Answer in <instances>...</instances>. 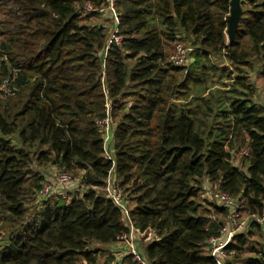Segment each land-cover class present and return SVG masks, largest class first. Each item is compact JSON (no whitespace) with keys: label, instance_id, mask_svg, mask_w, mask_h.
Here are the masks:
<instances>
[{"label":"trees","instance_id":"1","mask_svg":"<svg viewBox=\"0 0 264 264\" xmlns=\"http://www.w3.org/2000/svg\"><path fill=\"white\" fill-rule=\"evenodd\" d=\"M85 2L107 5L0 0V264H96L103 254L93 246L128 232L104 191L109 175L134 229L157 235L140 244L148 264H218L203 243L219 236L228 210L202 198L204 182L246 217L264 207V106L250 82L256 70L264 77V0L241 1L230 43V0H115L116 23L84 15ZM112 27L121 41L107 48ZM177 46L183 65L171 61ZM44 166L77 188L44 194ZM248 227L221 264H264V226ZM253 230L262 241L251 245Z\"/></svg>","mask_w":264,"mask_h":264},{"label":"built area","instance_id":"2","mask_svg":"<svg viewBox=\"0 0 264 264\" xmlns=\"http://www.w3.org/2000/svg\"><path fill=\"white\" fill-rule=\"evenodd\" d=\"M115 0H107V5L105 8H93L89 2H85L83 4V13L87 15L89 13H99L104 14L107 18H111L114 23H116V15L114 12ZM116 26V25H115ZM121 37L117 35V29L112 27V35L111 39L108 40L107 48L109 45L114 42L115 44L120 43ZM179 54L178 56H176ZM185 58V51L182 47L177 46L176 52L173 57H171V61L176 64L178 63V58ZM109 119L106 118L103 121L99 122L100 126L104 128V156L106 154V144L111 139V131L108 125ZM247 151H243L241 156H246ZM108 160L113 163V158L105 156ZM59 179L61 182H67L68 176L65 173L59 172ZM119 180L116 177L109 175L105 182V193L109 197V199L113 202V204L121 211L123 221L125 226L128 228V232L119 237L115 247V251L113 250L114 260L109 264H119L121 257L124 255L130 256L132 261L136 264H148L146 260L142 257L140 253V242L146 241L151 242L157 240V235L154 231H147L140 233L137 229H134L132 220L129 214V209L121 195V191L119 187ZM202 197L207 201L215 203L216 205L228 210V225L220 231L218 237H212L206 240L203 244L206 248L207 253L214 258L218 264H221V261L226 258L225 248L230 243L231 239L234 235L240 233L241 230L248 227L250 223H256L259 226H264V207L260 213V215L247 217V219H242L240 216V211L238 208V202L236 199L228 195L227 193L221 192L217 190L215 187H212L208 182L205 183L202 187ZM118 245V246H117ZM123 247H119V246ZM120 260H119V259Z\"/></svg>","mask_w":264,"mask_h":264},{"label":"rangeland","instance_id":"3","mask_svg":"<svg viewBox=\"0 0 264 264\" xmlns=\"http://www.w3.org/2000/svg\"><path fill=\"white\" fill-rule=\"evenodd\" d=\"M241 11H242V9H241ZM93 21H98L99 23L101 22V20H98L97 18L94 19ZM111 35H112V29L109 32L108 40L111 39ZM178 55L179 54H177L176 56H178ZM184 62H185V60L183 58H181V57L178 58V63H180V65H183ZM0 66H1V61H0ZM263 72H264V70H263ZM250 82L252 83V85H253V87L255 89L254 101L257 104H260V105L264 106V77H262L259 74V70H256L255 72H252L250 74ZM181 101H182V99L177 101L176 104L179 105L180 103H182ZM108 125H109V128H110V121H108ZM244 137L245 136H243V135H241V136L239 135L237 138H235V149L237 150L236 152L238 154L236 155V158H235L234 162L238 166L241 165V161H242L241 152L244 151V149H245V147H244ZM108 141L109 142H107V144H106V154H105V156L112 157V154H113L112 153L113 152L112 140L109 139ZM40 170L46 175V180H45V182L43 184V193L44 194L51 193L53 195H58V194L65 195L69 191H72L73 189L77 188V183L74 182L76 180H72L71 179V175H70V177L67 175L68 178H70V181L68 179L67 182H61L60 179L58 178L59 177L58 173L60 171L57 172L56 169L51 168L50 166H44V167L40 168ZM111 176H112V179H113V177H115L114 175H111ZM74 179H76V178H74ZM205 183H207V182H204L203 185H205ZM203 185H202V187H203ZM105 188H107V186L104 187V191H105ZM118 189H120L121 195L123 196L124 195L123 189L122 188H118ZM212 204H214V203H212ZM240 216H241L242 219H247L246 215H244L243 213H240ZM217 218L224 223L225 227L228 225V214L227 213H226V216H219L218 215ZM248 228L249 227L246 226V228L241 230L240 233L248 232V230H249ZM251 233H252L251 236L248 238V242L251 245L260 243L262 241V237L260 236V234L257 231L253 230V231H251ZM142 242H144V241H141L140 243H142ZM144 243H147V242L145 241ZM93 247L94 248H99L102 251V254H103V256H99V260H98V262L96 264H105V261H106L107 257L108 256L112 257V255H113L112 251L113 250L115 251V247L114 246L108 247V246L94 245ZM119 247H123V246L121 245ZM247 256H248L247 253L241 254L242 258L247 257ZM81 264H84V263H81Z\"/></svg>","mask_w":264,"mask_h":264},{"label":"water","instance_id":"4","mask_svg":"<svg viewBox=\"0 0 264 264\" xmlns=\"http://www.w3.org/2000/svg\"><path fill=\"white\" fill-rule=\"evenodd\" d=\"M241 1L242 0H230L229 2V16H228V26L226 31L227 41L232 42L239 25L240 18L242 16L241 11Z\"/></svg>","mask_w":264,"mask_h":264},{"label":"crops","instance_id":"5","mask_svg":"<svg viewBox=\"0 0 264 264\" xmlns=\"http://www.w3.org/2000/svg\"><path fill=\"white\" fill-rule=\"evenodd\" d=\"M203 198V197H202ZM204 199V198H203Z\"/></svg>","mask_w":264,"mask_h":264}]
</instances>
